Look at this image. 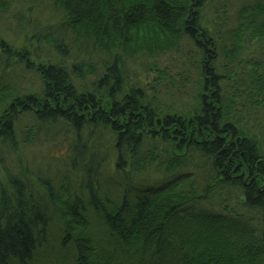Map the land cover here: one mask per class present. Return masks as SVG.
I'll list each match as a JSON object with an SVG mask.
<instances>
[{
    "label": "trees",
    "instance_id": "obj_1",
    "mask_svg": "<svg viewBox=\"0 0 264 264\" xmlns=\"http://www.w3.org/2000/svg\"><path fill=\"white\" fill-rule=\"evenodd\" d=\"M54 236L76 264H264V0H0V264Z\"/></svg>",
    "mask_w": 264,
    "mask_h": 264
},
{
    "label": "rangeland",
    "instance_id": "obj_2",
    "mask_svg": "<svg viewBox=\"0 0 264 264\" xmlns=\"http://www.w3.org/2000/svg\"><path fill=\"white\" fill-rule=\"evenodd\" d=\"M40 3H42V2H40ZM25 8L27 9V11L29 9L28 14L32 13V11L35 12L38 10V15L40 13L44 17H50V16H53L57 13V12L55 13V8H53L52 5L48 6V3H45L44 6H40V9H37V8L35 9L34 3L33 4L31 3L30 5L28 4V6L25 5ZM33 42H35L36 46H39L42 43V48H44V50H45V41L42 40V42L40 43V41H38L36 38H34ZM150 58H152L154 61L158 59V57H156V56H152ZM128 64L131 66L136 65L133 63V61L131 59L128 60ZM188 71L189 70H188V67H186V65H182L176 70V72L181 73V74L186 73ZM141 72H142V69H141ZM185 79L186 78H184L183 83L177 84V88H181L182 90L184 88V89H186L187 93H191L193 88H190V87L194 85V80L190 79L189 82H185ZM163 96L166 97L167 93L163 92L161 94V97H163ZM64 147H65V145H59V146L56 145L55 147L46 148L45 151L40 149V147H36L35 150L32 149L31 147H28L29 151L25 154V158L27 159V161L29 163L30 170L36 171L39 167H42V168L51 167L53 164H51V166H48L49 160L52 161V159H61L60 157L63 158L66 155V154H63L65 151ZM30 150H31V152H30ZM39 157L43 158L44 160L42 159V161H41L39 159ZM221 197H222V195L220 196V199H221ZM221 206H223V205H221ZM238 209H239L240 215H243L246 212V210L241 208L240 206L238 207ZM90 212L93 213L94 218H92V219L96 220V216H95L94 212L92 210ZM238 215H234V216L232 215V216H230V218L235 219ZM246 215H247L246 218L250 217L249 214H246ZM254 221H255V219L253 220V222ZM254 225H255V222L253 223V226ZM258 230L261 232L262 229L258 228ZM98 233H99V238L96 237L95 244H96V247L100 251L99 257L101 258V257H103L102 250L105 249L109 252H114L115 246L112 243V241H113L112 237L110 236V234L108 232H106V230H105V232H101L99 230ZM255 236L260 237V235L257 232L254 233V237ZM53 238L55 241L51 242L50 248H49L48 252L46 253V255L40 254L39 259H38V264H76L74 261V256H73V252H74L73 245L70 244V247L63 248L60 245L59 237L54 236ZM259 245H260V243H259ZM121 256H122V254H120V257Z\"/></svg>",
    "mask_w": 264,
    "mask_h": 264
}]
</instances>
